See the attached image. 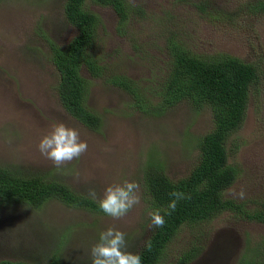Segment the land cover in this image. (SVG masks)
Listing matches in <instances>:
<instances>
[{
  "label": "rangeland",
  "instance_id": "1",
  "mask_svg": "<svg viewBox=\"0 0 264 264\" xmlns=\"http://www.w3.org/2000/svg\"><path fill=\"white\" fill-rule=\"evenodd\" d=\"M126 1L138 6L141 14L128 16L121 28L110 6L84 1L99 19L87 53L94 54L108 72L138 84L149 102L157 101L153 87L165 69L167 36L174 35L191 53L222 52L256 66L257 80L241 125L225 142L227 163L236 169V177L223 190L224 197L251 208L264 198V14L247 11L253 0ZM63 2L0 0V166L44 175L88 197L95 189L97 200L108 185L134 180L140 186V203L114 219L69 207L56 198L37 208L4 202L0 260L91 264L90 249L108 227L123 231L126 250L136 253L154 228L141 186L144 168L160 166L173 181L185 176L197 162L198 137L212 125L209 107L195 109L186 99L160 112L139 111L124 90L103 76H91L82 64L79 71L87 81L83 104L98 116L99 124L89 129L74 119L59 103L57 71L42 36L58 47L74 36V26L63 15ZM58 122L77 128L88 144L79 159L59 168L38 148L42 136ZM195 228L202 233L196 234ZM193 233L203 248L186 264H239L258 251L264 223L240 217L235 208L220 210L192 229H181L168 244L162 264L189 246Z\"/></svg>",
  "mask_w": 264,
  "mask_h": 264
},
{
  "label": "trees",
  "instance_id": "2",
  "mask_svg": "<svg viewBox=\"0 0 264 264\" xmlns=\"http://www.w3.org/2000/svg\"><path fill=\"white\" fill-rule=\"evenodd\" d=\"M84 1L63 2V15L75 28V34L67 44L58 47L46 35H42L49 49V60L57 71L56 94L68 114L89 129H95L99 124L98 116L83 104L87 81L80 74V64L91 76H103L107 83L124 90L131 98L132 106L139 111L160 112L186 99L195 109L206 105L211 113V128L197 139V162L185 176L170 180L156 165H148L143 170L141 186L147 206L152 213L161 210L165 223L162 227H154L136 251L142 258V264L165 262L167 246L181 229H192L220 210L235 208L240 217L264 223V198L251 208L244 209L242 203L236 204L232 198L223 196L224 188L236 177V169L227 163L225 142L241 125L249 91L257 80L256 66L227 53H191L174 35L167 36L164 44L167 54L165 69L153 87H156L153 95L157 101L151 103L140 92L138 84L124 75L108 72V68L102 66L94 54L87 53L99 19L84 7ZM89 1L110 6L120 28L128 16L141 14L138 6L126 0ZM194 6L199 12H206L199 4ZM247 8L249 13L264 14V0H253L247 3ZM175 190L182 191L185 198L177 202L171 215H167L163 209L173 199L171 193ZM52 198L69 207L105 214L98 202L59 181L0 166V204L20 202L37 208ZM192 231L202 233L196 228ZM196 234L193 233L189 246L180 249L167 264H186L200 254L203 244ZM257 247L258 251L253 256L240 259L239 264H264V241L258 243ZM50 262L57 260L51 259ZM0 264L23 262L0 260Z\"/></svg>",
  "mask_w": 264,
  "mask_h": 264
},
{
  "label": "clouds",
  "instance_id": "3",
  "mask_svg": "<svg viewBox=\"0 0 264 264\" xmlns=\"http://www.w3.org/2000/svg\"><path fill=\"white\" fill-rule=\"evenodd\" d=\"M39 151L50 159L57 168L79 159L88 149L87 141L81 139L77 128L67 126L63 122L52 125L51 130L42 136L38 144ZM139 184L136 181H124L108 185L103 197L97 200L95 189L89 190V196L98 202L99 208L109 217L120 219L127 215L140 203ZM243 198V190L239 193ZM173 199L169 202L164 213L171 215L175 211L177 202L185 198L182 191L171 193ZM152 226L162 227L165 223L161 210L151 214ZM125 233L114 227H108L100 232L98 241L91 247V264H142L138 253L126 250Z\"/></svg>",
  "mask_w": 264,
  "mask_h": 264
}]
</instances>
